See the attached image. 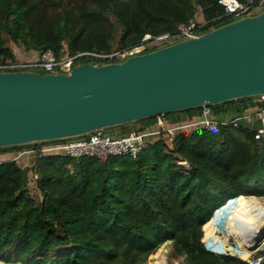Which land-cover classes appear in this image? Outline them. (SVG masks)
Wrapping results in <instances>:
<instances>
[{
	"label": "trees",
	"instance_id": "obj_1",
	"mask_svg": "<svg viewBox=\"0 0 264 264\" xmlns=\"http://www.w3.org/2000/svg\"><path fill=\"white\" fill-rule=\"evenodd\" d=\"M193 18L205 22L199 33L235 19L220 0H0V65L18 60L14 46L37 54L52 50L57 58L109 54L136 45L145 33H174ZM111 61L117 60L77 59ZM255 104L246 97L210 109L218 119H231ZM203 111L164 117L177 125ZM157 122L156 116L133 123L145 129ZM255 132L231 124L219 131L190 127L171 142L164 132L136 157L105 161L56 151L25 153L31 163L20 161L22 151L52 141L0 148V261L146 264L171 241L182 264H248L210 250L203 226L241 195L264 197V137L256 139ZM258 257L264 264V249Z\"/></svg>",
	"mask_w": 264,
	"mask_h": 264
},
{
	"label": "water",
	"instance_id": "obj_2",
	"mask_svg": "<svg viewBox=\"0 0 264 264\" xmlns=\"http://www.w3.org/2000/svg\"><path fill=\"white\" fill-rule=\"evenodd\" d=\"M261 95L264 9L124 60L82 62L70 73L0 71V148ZM240 125L254 128L244 119ZM262 224L253 251L264 242Z\"/></svg>",
	"mask_w": 264,
	"mask_h": 264
},
{
	"label": "built area",
	"instance_id": "obj_3",
	"mask_svg": "<svg viewBox=\"0 0 264 264\" xmlns=\"http://www.w3.org/2000/svg\"><path fill=\"white\" fill-rule=\"evenodd\" d=\"M220 3L224 6L226 15L234 16L235 19L254 15L264 9V0H248L247 2L220 0ZM204 24V21L193 18L188 23L179 24L174 33L159 35L145 33L142 40L136 45L125 50H116L109 54L82 52L76 55L66 54L62 58H57L52 50H46L34 60L18 59L16 62L0 65V71L31 70L32 68L39 67L51 73H70L72 68L79 64L77 63V59L82 55L93 54L101 58L117 61L124 60L127 57L142 54L181 39L195 37L201 34L198 31ZM254 102L256 104L253 107L231 119H218L212 114L210 107L205 106L203 107L202 117L188 123L172 125L164 115H161L158 116L157 124L151 128L141 129L139 126H136L130 128L128 132H123L122 127L98 129L84 136L50 141L51 143L43 145L40 149L25 150L20 155L56 151L72 157L96 156L102 161L112 156L136 157L147 146L150 138L164 132L169 133L170 139H172L190 127H203L207 130L219 131L223 126L231 124L232 127L236 128L240 126L241 119L249 123L252 122L256 129L255 138L261 139L264 137V95L254 97ZM36 177V174L32 176L34 179ZM261 261L262 257H258L252 261H248V264H261Z\"/></svg>",
	"mask_w": 264,
	"mask_h": 264
},
{
	"label": "rangeland",
	"instance_id": "obj_4",
	"mask_svg": "<svg viewBox=\"0 0 264 264\" xmlns=\"http://www.w3.org/2000/svg\"><path fill=\"white\" fill-rule=\"evenodd\" d=\"M234 19V18H233ZM199 33V31H198ZM15 53L17 55V58L19 60H34L39 57L41 54L37 53H28L25 51L22 47L19 46H14ZM79 63V62H77ZM31 70L40 72V73H47L46 70L43 68H32ZM132 125L137 126L136 123H132ZM124 132V131H123ZM173 139V138H172ZM172 139H169V142L172 141ZM25 153V152H23ZM26 154H23L21 157L22 159L20 160L23 164H30L31 163V156H25ZM25 156V157H24ZM33 186V185H32ZM34 193L37 192V190H32ZM251 196H248L250 198ZM263 204H264V197H257ZM211 233L207 232L204 229L203 226V231L205 232V237L209 240H204L203 236V241L205 242L206 246L215 251L218 254H228V255H236L239 256L247 261H252L258 251L264 249V243L261 245V247L258 250H255L253 252H247L244 250V248L241 246L240 243L235 241L234 238H230L231 235V230L230 228L223 223L218 224V226H213L211 228ZM224 239H226L224 241ZM182 264V259L176 258L173 256L172 253V242L167 241L164 243L160 248L157 249V251L152 254L146 264Z\"/></svg>",
	"mask_w": 264,
	"mask_h": 264
},
{
	"label": "bare ground",
	"instance_id": "obj_5",
	"mask_svg": "<svg viewBox=\"0 0 264 264\" xmlns=\"http://www.w3.org/2000/svg\"><path fill=\"white\" fill-rule=\"evenodd\" d=\"M263 219L264 204L256 196L248 198L241 195L230 208L220 211L215 218L208 221L204 229L211 233L213 226L226 224L231 230L230 238L240 243L245 251L253 252L256 245L255 237L261 231ZM0 264L6 263L0 261Z\"/></svg>",
	"mask_w": 264,
	"mask_h": 264
},
{
	"label": "clouds",
	"instance_id": "obj_6",
	"mask_svg": "<svg viewBox=\"0 0 264 264\" xmlns=\"http://www.w3.org/2000/svg\"><path fill=\"white\" fill-rule=\"evenodd\" d=\"M211 250V249H210Z\"/></svg>",
	"mask_w": 264,
	"mask_h": 264
},
{
	"label": "crops",
	"instance_id": "obj_7",
	"mask_svg": "<svg viewBox=\"0 0 264 264\" xmlns=\"http://www.w3.org/2000/svg\"><path fill=\"white\" fill-rule=\"evenodd\" d=\"M35 54V53H34Z\"/></svg>",
	"mask_w": 264,
	"mask_h": 264
}]
</instances>
